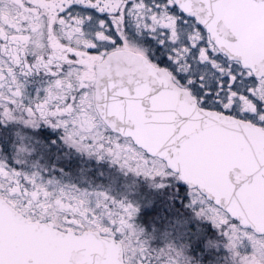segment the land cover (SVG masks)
Returning <instances> with one entry per match:
<instances>
[{
    "label": "snow or ice",
    "instance_id": "snow-or-ice-1",
    "mask_svg": "<svg viewBox=\"0 0 264 264\" xmlns=\"http://www.w3.org/2000/svg\"><path fill=\"white\" fill-rule=\"evenodd\" d=\"M0 264H264V0H0Z\"/></svg>",
    "mask_w": 264,
    "mask_h": 264
}]
</instances>
